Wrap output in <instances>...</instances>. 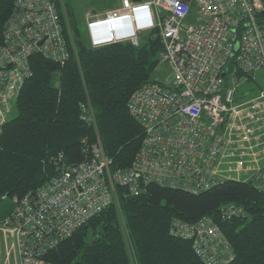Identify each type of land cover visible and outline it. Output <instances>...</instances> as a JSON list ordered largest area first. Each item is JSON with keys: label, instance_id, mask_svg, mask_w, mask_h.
Instances as JSON below:
<instances>
[{"label": "built area", "instance_id": "2783aa9c", "mask_svg": "<svg viewBox=\"0 0 264 264\" xmlns=\"http://www.w3.org/2000/svg\"><path fill=\"white\" fill-rule=\"evenodd\" d=\"M263 15L264 0H119L100 17L88 14L92 47L122 41L138 46L140 33L158 29L159 63L170 68V85L149 83L127 100L144 132L129 168L111 169L98 135L92 144L83 140L81 162L57 157L58 174L0 221V233L10 239L7 258L50 264L44 255L109 207L116 186L131 194L150 184L201 193L237 181L264 191ZM63 16V0H14L0 42V135L32 76L31 56L41 53L61 63L68 58ZM123 23L132 30L121 29ZM80 116L95 128L88 102L80 104ZM240 213L235 207L220 211L223 218ZM169 234L190 240L204 264L233 259L209 216L192 224L173 219Z\"/></svg>", "mask_w": 264, "mask_h": 264}, {"label": "trees", "instance_id": "16d2710c", "mask_svg": "<svg viewBox=\"0 0 264 264\" xmlns=\"http://www.w3.org/2000/svg\"><path fill=\"white\" fill-rule=\"evenodd\" d=\"M63 1L69 56L63 63L41 53L31 56L32 76L0 135V199L13 203L0 221L19 199L58 174L59 155L66 164L84 160L83 140L92 144L98 135L114 171L131 166L143 141V129L126 105L134 90L155 82L152 75L162 50L158 29L148 31L138 46L122 41L92 47L71 0ZM118 3L105 0L97 8L107 12ZM13 8L14 0H0V42ZM260 22L264 24V15ZM85 102L92 108L95 128L81 119L80 104ZM225 207L241 213L223 218ZM204 216L229 243V264H264V191L237 181L201 193L150 184L131 194L116 186L115 201L43 259L50 264H204L190 240L169 234L173 219L192 224Z\"/></svg>", "mask_w": 264, "mask_h": 264}, {"label": "rangeland", "instance_id": "374dc122", "mask_svg": "<svg viewBox=\"0 0 264 264\" xmlns=\"http://www.w3.org/2000/svg\"><path fill=\"white\" fill-rule=\"evenodd\" d=\"M103 1L105 0H71V3L74 5L78 26L83 31V35L85 36L88 42H89V37H88V31L86 29V17L88 14L94 13L92 12L93 9H96L97 17L103 15L106 11H101V8H97L99 4L102 3ZM147 33L148 31H144L141 34H139V39H138L139 43L143 42L146 39L145 37ZM171 78H172V72L168 67V65L164 63H159L152 75V80L156 82H162L167 85H170ZM13 115H15L14 111L12 116ZM12 206H13L12 201H10L9 199H4V201L0 203V218L4 215V213H6V211L10 210ZM9 243H10V239H6L4 235L0 233V264H18L16 257L11 256L7 258L6 256L5 248L6 245H9Z\"/></svg>", "mask_w": 264, "mask_h": 264}, {"label": "crops", "instance_id": "0c3cea01", "mask_svg": "<svg viewBox=\"0 0 264 264\" xmlns=\"http://www.w3.org/2000/svg\"><path fill=\"white\" fill-rule=\"evenodd\" d=\"M141 21H143V18H141ZM121 27H122L121 29H124L126 31H131L132 30L131 25L129 23H123L121 25ZM96 35H99V34H96Z\"/></svg>", "mask_w": 264, "mask_h": 264}, {"label": "water", "instance_id": "95a60500", "mask_svg": "<svg viewBox=\"0 0 264 264\" xmlns=\"http://www.w3.org/2000/svg\"><path fill=\"white\" fill-rule=\"evenodd\" d=\"M137 1H140V0H137ZM2 202V199H0V203Z\"/></svg>", "mask_w": 264, "mask_h": 264}, {"label": "clouds", "instance_id": "9594fccd", "mask_svg": "<svg viewBox=\"0 0 264 264\" xmlns=\"http://www.w3.org/2000/svg\"><path fill=\"white\" fill-rule=\"evenodd\" d=\"M92 35L95 37V35H96V34H95V33H93Z\"/></svg>", "mask_w": 264, "mask_h": 264}]
</instances>
